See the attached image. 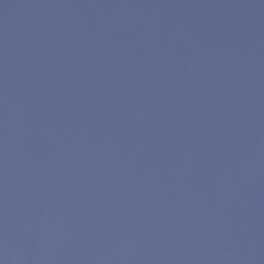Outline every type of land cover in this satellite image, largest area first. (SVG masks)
<instances>
[{
	"label": "water",
	"instance_id": "obj_1",
	"mask_svg": "<svg viewBox=\"0 0 264 264\" xmlns=\"http://www.w3.org/2000/svg\"><path fill=\"white\" fill-rule=\"evenodd\" d=\"M0 264H264V0H0Z\"/></svg>",
	"mask_w": 264,
	"mask_h": 264
}]
</instances>
